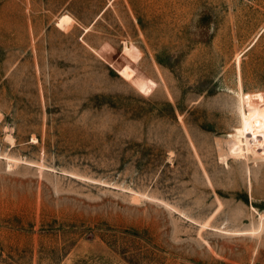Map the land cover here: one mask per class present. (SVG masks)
<instances>
[{
  "label": "rangeland",
  "instance_id": "rangeland-1",
  "mask_svg": "<svg viewBox=\"0 0 264 264\" xmlns=\"http://www.w3.org/2000/svg\"><path fill=\"white\" fill-rule=\"evenodd\" d=\"M244 111L264 0H0V264H264Z\"/></svg>",
  "mask_w": 264,
  "mask_h": 264
},
{
  "label": "bare ground",
  "instance_id": "bare-ground-1",
  "mask_svg": "<svg viewBox=\"0 0 264 264\" xmlns=\"http://www.w3.org/2000/svg\"><path fill=\"white\" fill-rule=\"evenodd\" d=\"M237 142L232 152L242 153L245 143L247 151L262 153L264 151V114L257 111L243 112L242 126L237 130Z\"/></svg>",
  "mask_w": 264,
  "mask_h": 264
}]
</instances>
